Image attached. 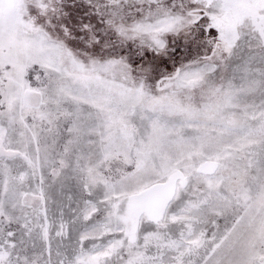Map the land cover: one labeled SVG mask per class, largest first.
<instances>
[{
    "label": "snow or ice",
    "instance_id": "6c2138e0",
    "mask_svg": "<svg viewBox=\"0 0 264 264\" xmlns=\"http://www.w3.org/2000/svg\"><path fill=\"white\" fill-rule=\"evenodd\" d=\"M0 264H264V0H0Z\"/></svg>",
    "mask_w": 264,
    "mask_h": 264
}]
</instances>
